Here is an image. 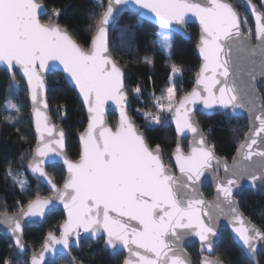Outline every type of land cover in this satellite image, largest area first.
Instances as JSON below:
<instances>
[{
  "label": "snow or ice",
  "instance_id": "6c2138e0",
  "mask_svg": "<svg viewBox=\"0 0 264 264\" xmlns=\"http://www.w3.org/2000/svg\"><path fill=\"white\" fill-rule=\"evenodd\" d=\"M119 5H134L152 14L161 28L154 43L169 58L174 47L172 26L183 28L191 17L200 26L196 47L201 63L193 88L178 96L176 83L183 70L171 64L168 85L159 95L153 92L152 108L136 110L145 121L141 126L130 114L125 70L109 50V24ZM95 7L101 10L85 47L70 27L61 23L64 10L53 7L49 12L44 0H0V69L9 77V87L19 89L18 73L26 85L36 131L28 169L46 182L52 193L42 196L37 192L17 214L0 217V224L6 225L11 235L10 246L23 253L22 220L43 219L58 203L63 205L66 219L45 235L40 252H34L24 264H45L46 254L55 255L57 246L70 254L74 246L87 239H103L105 249L112 254L125 250L122 264H191L181 244L190 235L199 240V264H225L219 256L211 255L220 217L228 219L243 249L254 255L258 243H264V229L239 212L235 189L244 178L253 188L258 181L264 182V149L254 147L257 138L264 141V98L255 87L257 77L264 78V11L251 0H245L248 11L244 13L229 0H106V5ZM260 8L264 9V0ZM234 53L244 54L238 59H246V68L234 70ZM144 63L152 65L154 61L145 57ZM57 70L70 78L88 113L87 127L79 134L76 160L66 155L63 128L52 124L46 114L44 73ZM141 91L135 87L134 98L138 99ZM108 102L119 113L114 127L105 118ZM197 104L205 110L243 109L250 117L255 114L258 126L244 133L233 165L217 157L215 145L208 142L195 118ZM5 107L15 113L6 117L9 122L20 118L22 110L17 103L8 100ZM66 114L63 109L61 118ZM169 114L174 124V146L165 163V146L150 144L152 137L147 133L166 132ZM189 134L185 152L182 138ZM168 144L172 145V140ZM254 157L259 160L254 161ZM50 162L54 169L62 165L66 173L62 185L47 171ZM221 165L227 174L224 178L216 171ZM206 173H212L215 180V198L211 201L200 191ZM7 175L22 191L27 190L28 182L20 173L14 174L9 167ZM72 264H76L75 257Z\"/></svg>",
  "mask_w": 264,
  "mask_h": 264
},
{
  "label": "trees",
  "instance_id": "16d2710c",
  "mask_svg": "<svg viewBox=\"0 0 264 264\" xmlns=\"http://www.w3.org/2000/svg\"><path fill=\"white\" fill-rule=\"evenodd\" d=\"M99 1L105 4V0ZM229 1L236 5L239 11L245 12L241 0ZM253 1L258 3V0ZM44 3L49 12L53 7L64 10L61 23L68 25L78 42L87 47L91 38V28L101 10L95 5L100 3L96 0H44ZM93 12L96 13V16L91 15ZM43 19L46 20L47 16ZM248 19L252 27L249 16ZM157 31L156 27L142 21L128 10H122L119 13L110 29L109 50L113 58L125 70V85L130 94V114L133 115L137 126L143 125L145 121L136 110L138 108H152L150 104L152 103L153 92L159 95L168 85L171 64L175 63L183 70L176 83L178 96L191 88L193 77L199 66V59L194 52L198 36L194 25L187 26L190 35L189 41L173 35L174 47L171 58L154 43ZM145 57L152 59L154 63L152 65L144 63ZM17 79L20 81L19 90L9 87V77L0 69V213L18 212L20 207L26 205L28 200L33 198L37 192L42 196L49 194L43 185L25 171V165L35 143V137L32 131L26 88L21 79L18 77ZM47 83L50 117L53 122L60 124L66 133L67 154L71 159H77L79 144L76 135L84 129L86 123L83 107L74 90L59 73H52L47 78ZM137 86L142 90L138 99L134 98L133 93V89ZM259 91L264 98V87H260ZM8 100L17 103L22 110L20 118L11 122L6 117L15 116V113L5 107ZM63 109L67 110V114L61 118L60 113ZM152 110L154 111V109ZM196 117L209 143L215 145L216 154L230 160L247 130L246 120L225 113H215L211 116L197 114ZM108 120L114 126L116 116L110 113ZM147 135L152 137L149 142L153 146L157 143H162L165 146V163H168L170 147L174 146L172 127L169 126L166 132L160 129L148 132ZM169 140H172V145L168 144ZM183 148H187V140L183 142ZM9 167L13 173H23L28 182L27 190L22 191L19 185L7 175ZM47 171L56 178L58 184L62 183L64 172L59 165L55 169L50 165L47 167ZM203 194L207 198L212 196L209 185H204ZM239 206L241 211L256 226L264 229V187L256 194L250 190L244 191L239 196ZM62 221L63 214L61 212L52 213L43 225L25 230V242L37 250L44 235L57 229ZM102 242V239L96 241L82 240L78 250H71L72 256L76 258V263L121 264L124 258L123 253L110 255L103 248ZM11 244L9 238L0 235V264H4L5 261L8 264H24V261H27L28 252L24 255H18L10 246ZM187 251L193 264H198L197 245L189 246ZM215 255L224 260L225 264H251L225 230L221 232L220 240L215 247ZM257 259L258 264H264V251L258 254ZM49 264L70 263L68 259L59 257Z\"/></svg>",
  "mask_w": 264,
  "mask_h": 264
},
{
  "label": "water",
  "instance_id": "95a60500",
  "mask_svg": "<svg viewBox=\"0 0 264 264\" xmlns=\"http://www.w3.org/2000/svg\"><path fill=\"white\" fill-rule=\"evenodd\" d=\"M229 2H230V1H229ZM241 2H242V5H243V8H244L245 12H247L248 10L244 7V2H245V0H241ZM230 3H231V2H230ZM251 3H252V4H255V5L257 6V8H258L260 11H264V9H261V8H260L261 0H258V3H255L253 0H251ZM105 5H106V0H105ZM122 10H128V11L132 12L134 15H136V16H137L139 19H141L142 21L151 24L152 26L156 27L157 29L160 28V25H159L158 23L155 22V19H154V17L152 16V14H151V13H147L146 10H137V9H136V6H134V5H119V6H117V10L114 12V16H113V18H112V20L110 21V24H109V31H108V40H109V43H110V29H111V27H112L114 21L117 19L119 13H120ZM141 13H145V14H144V15H141ZM248 16H249V18H250V20H251L252 28H253V31H254V27H255V25H254V20H253V18H252V16H251L250 13L248 14ZM44 17H45V16H44ZM44 17H42V18H44ZM188 25H194V26L196 27V29H197V32H198L197 42H196V45H197L198 40H199V36H200V26H199V22H198L197 20H195L194 17L189 18L188 23H187L183 28H180V26H177V25H173L170 33H172L173 35L178 36V37H180V38H182V39H184V40H186V41H189V40H190V35H189L188 31H187V26H188ZM160 29H161V28H160ZM251 43L254 45L256 42H255V40H253V41H251ZM194 52H195L196 56H197L198 59H199V65H200L201 60H200L199 52H198V49H197L196 46H195ZM242 55H244V54H236V53H234V70H235L236 67H244V68L247 67V61H246V59H238V56H242ZM256 59L259 60V53L257 54ZM198 69H199V66H198ZM198 69H197V71H198ZM1 70H3V69H1ZM55 72H56V73H59V74L62 76V78L65 80V82H66V83H67V84H68V85L74 90V92H75V94H76V96H77L79 102L81 103V105H82V107H83V110H84V113H85V119H86V123H85V127H84V129H85V128L87 127V123H88V113H87L86 108H85L84 105H83V100H82V98L79 96V93H78V91L75 89L74 84H72V83L70 82V78H68V77L66 76V74H64V73L62 72V70H57V71H55ZM55 72H50V71H48V72H45V73H44L45 84H46V93H45V95H46V99H47V92H48V88H49V87H48V83H47V78H48L52 73H55ZM195 74H196V73H195ZM17 77H18L19 79H21V76H20L19 73H18ZM21 81H22V80H21ZM22 82H23V81H22ZM194 82H195V75H194V77H193V84H192L191 88H190L188 91H191V89H192L193 86H194ZM23 84H24V82H23ZM24 86H25V88H26V85H25V84H24ZM255 87H256L257 93L261 96V93H260V91H259V88H260V87H264V78L257 77V79H256V81H255ZM12 88H13V89H16L15 87H12ZM19 89H20V87H19ZM19 89H18V90H19ZM16 90H17V89H16ZM183 94H184V93H183ZM183 94H181V95H183ZM26 95H27V92H26ZM181 95H180V96H181ZM261 97H262V96H261ZM27 101H28V105H29V112H30V118H31L32 131H33V134H34V137H35V143H34V146H33V148H32V150H33V149L35 148V146H36V131H35V124H34L33 115H32V105H31V101H30L28 98H27ZM47 103H48V100H47ZM194 111H195V118H196V120H197V117H196L197 114H202V115H204V116H211V115H213V114H215V113H225V114H229V115H231L232 117L244 118V119L246 120V122H247V130H246V132L249 131V128H250V127L258 126V122H256V121L254 120V115H255V114H253L252 117H250L249 113H248L247 111L243 110V109H237V110H235V112H233L232 110L224 111V110H219V109L205 110V109L203 108L202 105L197 104V105L194 106ZM110 113H112V114H114V115L116 116V122H117V120H118V116H119V113H118V111L116 110L115 105L112 104L111 102H108V104H107L106 107H105V118H106V121H107V123L109 124V126H112V125L110 124L109 120H108V115H109ZM46 114H47V116H48V118H49V120H50V122H51L52 124H55V125H58V126L62 127L60 124H57V123L53 122V120L51 119V117H50V111H49V103H48V108H47V110H46ZM167 119L169 120V125L172 127L173 132H174V124H171V121H170V114L168 115ZM197 121H198V120H197ZM115 124H116V123H115ZM114 126H115V125H114ZM114 126H112V127H114ZM200 127H201V126H200ZM84 129H83L81 132H83ZM201 129H202V128H201ZM63 130H64V129H63ZM202 131H203V130H202ZM64 132H65V131H64ZM81 132H79V133L76 135V138H77V141H78V144H79V150H80L79 134H80ZM203 132H204V131H203ZM65 134H66V133H65ZM204 134H205V133H204ZM190 139H191V135H190V134H189L188 136L182 138V146H183V142H184L185 140H187V148L184 149L185 152L188 151ZM243 139H244V135H243L242 140H243ZM257 139H258V145H257V146H254V147H256L257 150H259V149H264V141H261L260 138H257ZM242 140H241V141H242ZM208 142H209V140H208ZM239 144H240V143H239ZM238 146H239V145H238ZM66 147H67V144H66ZM31 155H32V151H31ZM31 155H30L29 160L31 159ZM66 155L68 156L69 159H71V158L69 157V155L67 154V151H66ZM216 155H217V157H221V156H219L218 154H216ZM234 156H237V148H236V150H235V152H234L233 157H234ZM233 157H232L230 160H228V159H226V158H224V157H221V158H223V160H224L225 163H227L229 166H231V165H233V163H234V161H233ZM29 160H28V162H29ZM71 160H76V159H71ZM258 160H259L258 157H254V161H258ZM28 162H27L26 165H25V171L28 173V175H29L30 177H32L33 179H35L39 184L43 185V186L45 187V189H46V190L48 191V193H49L47 196H50L52 193H51V190H50L49 186L47 185L46 182L42 181L41 179H38L36 176H34V175L31 173V171L28 169ZM239 162L242 163V164H245V165H249V166L252 165V162L243 161L242 159H239ZM213 163L215 164V162H213ZM50 165H51V162H50L48 165H46V168L49 167ZM59 166L62 168V170H63V172H64V175H65L66 173H65V171H64V169H63V167H62V165H59ZM216 171L218 172V175H219V177H221V178H224V177L227 175V174L224 172L223 165H221V166L219 167V169L216 170ZM177 175H178V173H177ZM62 183H63V181H62ZM62 183H61V184H58V185H62ZM204 185H209V186L211 187V190H212V196H211L210 198H207V197L204 196L205 200H208V201L213 200V199L215 198V180L213 179V174H212V173H206L205 176L202 177L201 182H200V191H201L202 193H203V187H204ZM263 187H264V182L258 181V182L256 183L255 188H253V187H251V186L249 185V181H248L246 178H244V179H241V181H240V186H239L237 189H235V199L237 200V207H238V210H239V212L242 213V215H243L248 221H250L252 224H254V223H253V222H252V221H251V220H250V219H249V218H248V217H247V216L241 211V209H240V206H239V196H240L244 191H246V190H250V191H252L254 194H256V193H257L259 190H261ZM203 195H204V194H203ZM26 204H27V203H26ZM18 212H19V211H18ZM18 212H16V213H7V214H8V215H15V214H17ZM54 212H61V213L63 214V220L66 219V214H65V212H64L63 205L57 203L54 207L50 208V209L45 213V216H44L43 219H41V218H24V219L22 220V224H23V233H22V237H23V242H24V244L26 245V250H25L23 253H20V252H18L16 249H14V251H15L16 254H18V255H24L26 252H28L27 261L30 262V259H31L32 254H33L34 252H35V253H39V252H40V250H41V245L43 244L44 238H43V240H42V243H41L40 247H39L37 250H35V249H33L32 246H30L29 244H27V243L25 242V240H24V232H25V230H26L27 228L37 227V226H41V225H43L44 222H45V220L47 219V217H48L49 215H51L52 213H54ZM4 214H5V213H0V217H2ZM62 222H63V221H62ZM62 222H61V223H62ZM61 223H60V224H61ZM216 223H217L218 235H217L216 237H214V251H213L212 254H211L212 256H216V255H215V247H216L217 243H218L219 240H220L221 232H222L223 230H225V231H227V233L229 234L230 238H231L232 241L235 243V245H237V247L243 252V254H244L245 257L248 259V261H249L251 264H258V259H257V257H258V254H259V253H261V252L264 251V243H258V245H257V250H256V253H255L254 255H252V254H248L247 251H246L245 249H243V247H242V245L240 244L238 238L235 237V234L232 233V231H231V226L229 225V221H228V219H226L225 217H220V218L217 220ZM60 224H59V225H60ZM59 225H58V226H59ZM254 225H255V224H254ZM255 226H256V225H255ZM256 227H258V226H256ZM258 228H259V227H258ZM47 233H48V232H47ZM47 233H46V234H47ZM46 234H45V235H46ZM56 234L59 235L58 232H56ZM0 235H3V236H5V237L9 238L10 241H11V243H12L11 235H10V233H9L8 230H7V226L4 225V224H0ZM45 235H44V237H45ZM89 240H91V241H96V240H98V239H89ZM102 241H103V239H102ZM181 244H182V247L184 248V250H185L187 253H188L187 248H188L189 246H191V245H193V244L197 245V251H198V255H199V259H200V255H201V253H200V244H199V240H198L197 237H195V236H191V235H190V236H186V237L184 238V240L181 242ZM102 245H103V248L105 249L104 241L102 242ZM74 249H75V250H78V249H79V246H78V247L74 246V247L72 248V250H74ZM105 250H106V249H105ZM106 251H108L110 255H113V254L111 253V250H106ZM119 253H123L124 257L127 256V252H126L125 250H122V249H121V250L119 251ZM188 255H189V253H188ZM59 257H64V258L68 259L69 263L72 264V258H73L72 254H71V253H70V254H66V253H64V252L60 249V246H57V252H56L55 255H53V254H51V253L46 254V256H45V264L52 263V262H54L56 259H58ZM189 258H190V255H189ZM190 260H191V264H193V261H192L191 258H190ZM76 264H77V263H76ZM121 264H122V263H121ZM198 264H199V261H198Z\"/></svg>",
  "mask_w": 264,
  "mask_h": 264
},
{
  "label": "rangeland",
  "instance_id": "374dc122",
  "mask_svg": "<svg viewBox=\"0 0 264 264\" xmlns=\"http://www.w3.org/2000/svg\"><path fill=\"white\" fill-rule=\"evenodd\" d=\"M96 2H99L100 3V1L99 0H96ZM112 28V27H111ZM161 31V29L160 28H158V31H157V33H159ZM157 33H156V39H157ZM172 36H173V34L172 33H170ZM151 106H152V103L150 104ZM8 109V108H7ZM17 173H20L21 174V176H20V178L21 179H25V177H24V175H23V173L22 172H17ZM14 174H16V173H14Z\"/></svg>",
  "mask_w": 264,
  "mask_h": 264
}]
</instances>
